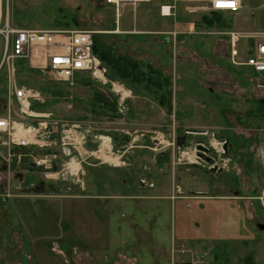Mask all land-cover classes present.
<instances>
[{"label":"rangeland","instance_id":"obj_1","mask_svg":"<svg viewBox=\"0 0 264 264\" xmlns=\"http://www.w3.org/2000/svg\"><path fill=\"white\" fill-rule=\"evenodd\" d=\"M163 3L172 0H149L135 10L126 6L116 15L113 4L105 0H0L2 16L7 13L15 29L92 30L97 42L112 54L141 62L145 72L144 65L160 72L164 68L170 79L161 87H138L137 94L123 102L120 117L101 113L94 118L88 108L92 106L96 112L100 105L93 106L94 95L88 86L78 90L76 84L68 93L62 85L65 95L55 98L52 91L59 87L50 85L49 75L39 73L38 77L17 63V83L44 87L41 94L46 102L40 105L46 111L55 118L90 125L91 134L93 129L109 132L116 158L83 163L82 185L56 181L52 182L55 188L46 187L40 193L30 188L41 177L37 169L26 171L14 161L4 174L1 165L0 264H186L197 260L264 264V83L243 63L248 55L244 39L239 41V56L229 57L226 34L264 31V2L251 8L247 17L221 11L219 18L225 25H206L199 9L187 10L201 5V0H179L175 16L180 24L176 27L187 30L190 21L195 24L192 31L178 33L172 43L162 42L159 33L175 25L172 17L161 15ZM204 15L212 17V11ZM2 24L3 19L0 27ZM126 28L130 31H124ZM9 77L2 65L0 113ZM79 78L88 80L76 74ZM108 89L112 97L116 92L111 83ZM163 98L169 107L159 103ZM202 130L205 132H196ZM212 137H228L232 144L229 150L222 146L220 170L217 167L215 173L195 159L198 142L204 141L214 150L209 143ZM89 142L96 145L99 141L93 137ZM102 146L103 152L110 149L108 142ZM152 150L165 151L155 158L156 175L138 169L145 159L142 156L151 157ZM120 154L130 159L136 173L130 166L113 165L118 164ZM210 155L217 158L215 152ZM163 156L167 157L165 166L164 160L162 164L158 160ZM169 169L174 176L170 177ZM139 179L154 182L140 186ZM196 189L206 192L201 195ZM194 194L204 196L201 215H190L193 208H185L196 205ZM225 196L232 216L224 213L228 209L221 206L219 211L217 207L218 198ZM212 225L219 232L212 233Z\"/></svg>","mask_w":264,"mask_h":264},{"label":"built area","instance_id":"obj_2","mask_svg":"<svg viewBox=\"0 0 264 264\" xmlns=\"http://www.w3.org/2000/svg\"><path fill=\"white\" fill-rule=\"evenodd\" d=\"M105 1L113 4L119 15L124 7L131 6L135 9L139 3L149 0ZM224 4L230 6H222ZM205 8L210 11L236 12L240 8V4L238 0H210V5ZM1 19H3V24L0 27L3 52L0 67L4 65L11 78L9 77L8 86L10 106L6 114L0 115V155L8 164L16 161L17 164L36 168L41 179L49 185H52V182L65 180L82 185L83 163L91 164V159L98 160L99 163L104 162L106 157L102 150V144L104 138L109 139V137L96 134L95 137L99 142L94 147H89L91 128L88 125L76 120L55 118L56 116L50 111L34 110L33 103L44 102L41 92L18 84L14 75L17 63L22 61L32 69H39L49 74L53 81H62L73 85L76 73L87 72L93 80L106 82L107 69L93 51L95 31L15 29L10 25L9 15L5 13V16H2L0 9ZM253 32L228 31L226 33L230 43V55H228L232 59L239 56L241 49L239 41L244 39L246 43L243 45H245L248 55L243 63L251 69L254 76L264 83V31ZM178 33L181 34L177 29L164 31L163 41L172 43ZM233 61L235 62V60ZM108 80L110 79L108 78ZM118 82L110 81L112 89L118 95V107L121 111L124 106L123 102L132 97L133 91ZM124 92L130 93V95H125ZM123 95L125 96L123 97ZM209 143L214 146L217 158L210 156L208 159L207 152L198 148L200 145L207 147L206 143L202 141L196 145L195 159L200 160L210 169L217 168L222 153H224L222 152L224 140L221 139L218 142L215 137H212ZM2 149L4 152L1 151ZM186 264L205 263L191 261Z\"/></svg>","mask_w":264,"mask_h":264},{"label":"crops","instance_id":"obj_3","mask_svg":"<svg viewBox=\"0 0 264 264\" xmlns=\"http://www.w3.org/2000/svg\"><path fill=\"white\" fill-rule=\"evenodd\" d=\"M177 1H179V0H172V3H170V4H168V3H166V4H162L161 6H160V12H161V15L162 16H166V17H172L173 18V23L175 24L173 27H171L170 29H168V30H171V29H177V30H179L180 32H183V31H188V30H193V28H194V24H195V22H193V21H190L189 23H188V25H187V30H182L180 27H176V25L177 24H180V22H177V18H176V16H175V11H176V2ZM202 1V4L201 5H199V6H197V7H195V6H190L187 10H189V12H192V9H194L195 11H197V9H199V12L200 13H203L202 15H204V12H211L210 10H208V9H206L205 7L206 6H208V5H210V1L209 0H201ZM238 2L240 3V8L236 11V12H234L235 13V16L236 17H247L248 16V11L251 9V8H253L255 5V7H257V6H260V5H262L263 4V2H262V0H238ZM113 6V5H112ZM114 7V6H113ZM115 8V7H114ZM0 9H1V4H0ZM135 10V9H134ZM2 11V10H1ZM115 11H116V9H115ZM222 12H231V11H229V10H222ZM116 15H118L117 14V11H116ZM120 15V14H119ZM201 15V16H202ZM201 18V17H200ZM0 23H2V19L0 20ZM116 23H117V21H116ZM117 26H118V29H119V27H120V22H119V25L117 24ZM135 28V27H134ZM127 29H129V28H126V29H124V31H126V32H128V31H130V30H127ZM168 30H164V31H168ZM164 31H160L159 33H161L162 34V42H164L163 41V32ZM181 35H182V33H181ZM181 35L179 36V38L181 37ZM0 39H2L1 40V43L3 42V38L1 37V35H0ZM251 41V40H250ZM165 43V42H164ZM1 50H2V45H1ZM139 65H140V69H141V71L142 72H144L145 74H142V78H141V81L140 82H138V83H133V84H130L129 82H126L125 80H123V79H121V78H119V77H115V78H110V80H108V77L106 78V82H98V81H96V80H94L93 81V83H92V81H91V77L89 76V74L87 73V72H85V73H83V72H78V73H76V74H83V75H85L87 78H88V80L87 81H85V80H82L81 78H79V79H76V75L74 76V83H73V85H69V84H67L66 82H62V81H53L51 78H50V75L49 74H47V75H49V77H48V80H49V82H50V85L51 86H55V87H59V88H57L55 91H52V95H53V97L55 96V98H57L58 96H56V95H60V94H63V95H65V92H66V90L63 92V91H61V89H60V87L62 86V85H64L65 87H67L68 88V93H71L72 92V89L76 86V84H77V86L79 87L78 88V90H80V88H82L83 86H88V88H90L89 90H90V93H91V95L94 97L93 98V100H92V104H101V106H100V111H96V112H93V107L92 106H90L89 108H88V110H89V112L92 114V113H94L93 114V116H94V118L95 117H99V115H101V113L104 115V116H112V118H118V117H120L121 116V113H119V107H118V103H117V111L115 112L116 114L115 115H112L111 114V111L109 110V108H108V103L110 102V101H112L113 100V96L115 95V94H113L112 95V97L110 96V95H108L107 93H110V92H108L109 91V86H110V81H113V80H115V79H119L121 82H124L123 84L126 86V87H133L134 88V92H133V94L135 95V94H137V92H136V89L138 88V87H148V88H151V87H154V86H157V84L156 83H160V84H162L163 83V81H167V78L169 79V76L168 77H166L167 76V74H165V72H164V68L163 69H161L162 71V73L163 74H165L164 76H162V74H161V72H160V70H157V69H151L148 65H144V67L146 68V70H148V72H145L144 71V69H142V67H141V62H139ZM23 69H27L26 67H24V68H22V70ZM25 70H23V71H25ZM28 70H31V72H34V74H38V77H39V73H41V74H46V73H44L43 71H41V70H35V69H30V68H28ZM36 72V73H35ZM37 81H38V84L40 83V80L39 79H37ZM169 81H170V79H169ZM94 82H96V83H94ZM18 84H19V81H18ZM170 84V83H169ZM41 84H39V87L41 88V89H36V90H39L40 92H41V90H43L44 89V87H42V86H40ZM23 86V85H22ZM25 87H27V86H25ZM128 87V88H129ZM33 89H35V88H33ZM99 94V95H103L102 97L103 98H101V99H96V97H95V94ZM8 95H9V92L6 94V97L4 98V101H2L1 103V105H2V107H1V109H2V114L3 113H5L6 111H7V109L9 108V106H10V100L8 99ZM68 96H70V97H72L73 95L72 94H70V95H68ZM59 98L61 99V97L59 96ZM58 98V99H59ZM53 99V98H52ZM46 99H44V102H46L45 101ZM55 100V99H54ZM44 102H42V103H37V102H35V103H33L32 104V108L34 109V110H37V111H46L44 108H43V104H44ZM40 104H42V105H40ZM42 106V107H41ZM94 107L96 106V105H93ZM121 112V111H120ZM0 113V114H1ZM91 122V121H90ZM89 127H90V125H88ZM91 128V127H90ZM91 131H92V129H91ZM103 131V130H102ZM96 134H103V135H106V136H108L109 137V139L107 140V142L110 144V150H113V147H114V143H113V141H114V138L111 136V135H109V132H107L106 131V134L105 133H103V132H101V131H99L98 129H93V132H92V134L90 133L89 134V137L91 138L90 140H93V137H95V135ZM115 141H117L118 142V140L117 139H115ZM106 142V143H107ZM112 144V145H111ZM95 144H93V143H90V142H88V146L89 147H93ZM139 147H148L147 145H138ZM154 150V149H153ZM152 150V154L150 155L151 157H149V156H147V155H145V156H142L143 158H145L144 160H143V162H142V164H141V168H139V166H138V169L140 170V171H143V172H153L154 174H155V168H156V164H155V158H157V155H158V153H161V155H164V153H165V151H159V152H155V151H153ZM2 152H4V149H2L1 150ZM107 158V157H106ZM116 158V157H115ZM118 158L119 159H117L116 161L118 162V164H116V163H114L113 165L114 166H130V168L129 169H133V172L134 173H136L135 171H134V164H132V163H130V159L128 158V157H124V154H120V156H118ZM108 159V158H107ZM165 159H167V157H164L163 156V158H158V160L160 161V163L159 164H162L163 162V166H165V164H166V161H165ZM164 160V161H163ZM161 161H163L162 163H161ZM2 165V168H3V170L1 171V172H3L4 171V174H6L7 172H9V168H10V166L12 165V164H8V163H6V162H4V160H3V157L0 155V166ZM23 166V165H22ZM105 166H107V165H105ZM158 166V165H157ZM25 170L27 171V170H29V169H32V167H26L25 166ZM36 169V168H35ZM129 169H127V170H129ZM160 169H162L161 171H163V168H162V165L161 166H159V170ZM145 170V171H144ZM173 170V169H172ZM172 170H170L169 169V171H170V173L172 174L170 177H172V176H174L175 175V173L173 174L172 173ZM140 171H138V173L140 172ZM184 171H186V170H184ZM187 171H188V169H187ZM16 175H18L19 176V174H16ZM156 175V174H155ZM21 177H22V174H21ZM156 177V176H155ZM178 177H180V176H178ZM193 177H196V179H198L199 178V176H192L191 178H193ZM219 179H221L222 181H225V179H224V177H221V178H219ZM42 179H41V177L39 178V181H41ZM129 178H126V177H124L123 178V181L125 182H129ZM176 180V179H175ZM179 181H181V179L179 180ZM138 182V181H137ZM144 182L146 183V182H148L150 185H152L153 184V182H154V180H151V181H146L145 179H139V185L141 186V185H143L144 184ZM176 182H177V184H176V186L178 185V187H180V185L178 184V180H176ZM173 183V182H172ZM175 183V182H174ZM76 185V184H75ZM173 186V185H172ZM175 187V186H174ZM180 189H181V187H180ZM194 192H197V193H201V195H203L205 192H204V190L202 191V190H199V189H196V190H194ZM190 193V192H189ZM120 195H124V194H120ZM171 195V194H170ZM168 196L169 198H172L171 196ZM196 194H194V197H196V199H197V201H196V205L195 204H191V206L190 205H187V206H185V208H188V207H191V208H193V213L192 214H190V215H201L202 214V212L203 211H205V206L203 205V207H201L200 206V204L203 202V198H204V196H201V197H198L197 198V196H195ZM229 198V197H228ZM177 199V198H176ZM200 199H202V200H200ZM218 199H220V201H222L223 202V204H221V202L219 201V203H218V208H219V211H222L221 210V206H222V208L223 209H228L227 207H226V205H230V203H229V200H227V198H226V196L225 197H223V198H218ZM201 202V203H200ZM216 201H214L213 202V204H212V207H214V206H216ZM231 208V207H230ZM225 212H227L229 215H231L232 216V212L230 211V209H228V210H226V211H224V213ZM210 231H212V233H214V234H216L217 232H219V228H218V230L216 229V227H214V225H212V227L210 228Z\"/></svg>","mask_w":264,"mask_h":264},{"label":"trees","instance_id":"obj_4","mask_svg":"<svg viewBox=\"0 0 264 264\" xmlns=\"http://www.w3.org/2000/svg\"><path fill=\"white\" fill-rule=\"evenodd\" d=\"M221 16V11H212V17H207L206 15H202V21L205 22L206 25H213L214 23L217 25H225V21L221 20L219 17ZM251 43V41H250ZM109 50L110 48H104L101 44L97 42V40L93 37V51L100 58L102 63L107 69L106 76L110 78L119 77L130 84L138 83L141 81L142 74H145L141 71L140 65L138 61L131 59L128 56L120 55V54H112ZM20 69L28 67L27 64L20 61L19 62ZM32 69V68H30ZM19 70V69H18ZM157 87H161L160 83H156ZM132 90L133 87L130 86ZM134 92V91H133ZM170 94V91H167ZM96 99L103 98L102 95L95 94ZM113 100L110 101L107 105L112 115H115L117 111V103L118 98L114 95ZM159 103L161 105H167L169 107V102L166 99H160ZM96 105V104H93ZM101 106V104H100ZM201 261V260H197ZM190 263V262H188Z\"/></svg>","mask_w":264,"mask_h":264},{"label":"water","instance_id":"obj_5","mask_svg":"<svg viewBox=\"0 0 264 264\" xmlns=\"http://www.w3.org/2000/svg\"><path fill=\"white\" fill-rule=\"evenodd\" d=\"M226 142L223 144V148L225 150H227V144H226ZM198 148L199 149L206 150V148L204 146H202V145L198 146ZM207 158L209 159V157H207ZM213 170H214V168H213ZM19 176L21 177V174H19ZM45 184H46L45 181L44 180H41V181L38 182V184H34L33 186L30 187L31 188V191H34V192H43V191H45ZM258 227L259 228H263V224L262 223H259L258 224Z\"/></svg>","mask_w":264,"mask_h":264},{"label":"bare ground","instance_id":"obj_6","mask_svg":"<svg viewBox=\"0 0 264 264\" xmlns=\"http://www.w3.org/2000/svg\"><path fill=\"white\" fill-rule=\"evenodd\" d=\"M222 6H229V5H226V4H224V5H222ZM224 8H227V7H224ZM35 70H39V69H35ZM126 91V90H125ZM128 92H131L130 90H127ZM9 92V91H8ZM124 94L125 95H130V93H127V92H124ZM125 95H123V97L125 96ZM9 99V98H8ZM8 110V109H7ZM7 113V111L5 112V113H3V114H6ZM2 113L0 114V115H3ZM107 138H104V141H103V144H104V142L106 143L107 142ZM94 147V146H93ZM104 146H102V149L104 150ZM104 153V156L105 157H107L108 159H115V155H114V153H112L111 151H110V149L109 148H107V150L106 151H104L103 152ZM104 157V158H105ZM105 159V161L104 162H101V163H105V162H108V159Z\"/></svg>","mask_w":264,"mask_h":264},{"label":"flooded vegetation","instance_id":"obj_7","mask_svg":"<svg viewBox=\"0 0 264 264\" xmlns=\"http://www.w3.org/2000/svg\"><path fill=\"white\" fill-rule=\"evenodd\" d=\"M215 138H217V137H215ZM218 139H220V138H218ZM223 140H225V141H227L226 142V144H227V150H229L230 148H231V141L228 139V137L227 138H225V137H223L222 138ZM227 139V140H226ZM221 141V139L220 140H218V142H220ZM224 141V142H225ZM205 148H206V150H205V152H207V154H208V157L210 158V154L211 153H214V150H213V148L211 147V146H208V147H206L205 146ZM213 168H214V170H213ZM212 169H210L212 172H214L215 173V171H216V167H213ZM219 168V170H220V167H218ZM48 186H51V185H48Z\"/></svg>","mask_w":264,"mask_h":264}]
</instances>
